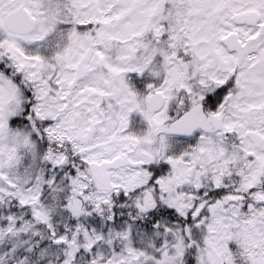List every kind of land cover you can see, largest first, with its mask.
<instances>
[{"label": "snow or ice", "instance_id": "obj_1", "mask_svg": "<svg viewBox=\"0 0 264 264\" xmlns=\"http://www.w3.org/2000/svg\"><path fill=\"white\" fill-rule=\"evenodd\" d=\"M0 264H264V0H0Z\"/></svg>", "mask_w": 264, "mask_h": 264}]
</instances>
